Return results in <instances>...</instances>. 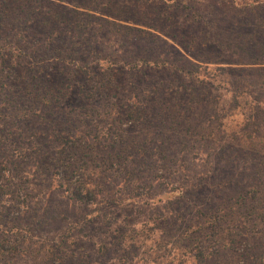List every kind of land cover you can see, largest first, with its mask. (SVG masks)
<instances>
[{
    "label": "trees",
    "instance_id": "1",
    "mask_svg": "<svg viewBox=\"0 0 264 264\" xmlns=\"http://www.w3.org/2000/svg\"><path fill=\"white\" fill-rule=\"evenodd\" d=\"M184 151L209 168L188 189L204 196L161 240L183 252L156 264H264V0H0V264L69 262L79 232L37 246L34 197L95 202L113 167L118 189L176 209L151 191Z\"/></svg>",
    "mask_w": 264,
    "mask_h": 264
},
{
    "label": "rangeland",
    "instance_id": "2",
    "mask_svg": "<svg viewBox=\"0 0 264 264\" xmlns=\"http://www.w3.org/2000/svg\"><path fill=\"white\" fill-rule=\"evenodd\" d=\"M20 84L19 80L14 83L15 86H20ZM91 109L93 113L97 111L105 112L99 107H92ZM233 126L231 120L227 125V134H231ZM32 128L30 130H33ZM23 146L25 145L23 144ZM213 149L214 146L211 144L210 147L205 148L204 152L207 155L213 152ZM193 152L195 153L194 150ZM193 152L191 156L184 151L180 161L176 165H172L173 167L169 171L166 163L160 165L159 176L155 179V181L158 180L157 184L153 186L151 191L153 197L158 196L160 193H171L170 198L173 199L176 209H173L168 198H165L158 205L152 203L149 199L148 186L141 187L135 193L118 189L119 179L113 176L115 171L117 174L118 169L116 170V167H113L108 172L100 167L109 176L106 178L108 187L103 191L107 194L102 196L103 203L102 199L95 202L91 201L88 204L76 203L66 197L67 195L63 196L61 194L63 190L58 193L51 192L49 197L46 194L37 195L31 205L33 213L26 215L28 218L23 222L30 224V222L36 220L33 234L37 236V246H41L44 241L47 243L56 242L57 237L66 234L70 228H75L79 232L81 237H79V241H76L73 257L70 258L69 262L56 264H84V259L87 262L86 264H89L90 261H92V264H156L162 262L163 256L167 258V262H170L177 254L183 252L184 245H178L179 243H176L175 239L169 244H165L162 243V238L166 236V232L178 236L183 229L187 228L188 222H190L186 215L187 212L199 210L198 207L193 206L191 201L193 199L199 201L204 196L202 194L204 191L196 193L188 191L203 175L202 172L205 169L209 170L206 166L199 168V165L203 164L200 163V158L194 155ZM221 154H223L222 151L216 153L214 157L218 156L215 160H218ZM141 159V164L144 163L148 168H155L157 164H160L158 158H150L149 154H145ZM98 164L100 165V162ZM180 165H183V169L179 175L176 169ZM213 170H217L216 166ZM216 174V179L213 178L214 181L206 182L210 193L215 191L212 184L218 185L221 179L219 170ZM59 178L61 179L62 176H59ZM183 190L187 195L188 202L183 205V215L181 214L180 217L182 210L180 209V203L177 202L178 198L175 196ZM125 194H135V198L128 197L129 199L122 200L123 197L127 198L121 196ZM119 199L122 200V203L118 201ZM5 211L0 210L1 213ZM21 211L23 210H15L11 213L12 218L10 217V220L14 222L13 217L18 218ZM57 211H63L67 217L56 219L58 216ZM166 216H170L171 220L168 221V224L172 227L166 229V231L153 229V222ZM93 220L95 221L93 222ZM84 234H88L89 237H84ZM209 244L210 241L207 242V245ZM87 254L88 257L86 258ZM34 262V259L29 258L28 260H17L16 264H33ZM228 264H230V261Z\"/></svg>",
    "mask_w": 264,
    "mask_h": 264
}]
</instances>
